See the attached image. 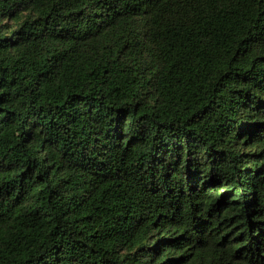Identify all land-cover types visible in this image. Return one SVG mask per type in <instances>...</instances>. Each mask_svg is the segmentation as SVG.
<instances>
[{
	"label": "trees",
	"instance_id": "16d2710c",
	"mask_svg": "<svg viewBox=\"0 0 264 264\" xmlns=\"http://www.w3.org/2000/svg\"><path fill=\"white\" fill-rule=\"evenodd\" d=\"M0 264H264V0H0Z\"/></svg>",
	"mask_w": 264,
	"mask_h": 264
}]
</instances>
